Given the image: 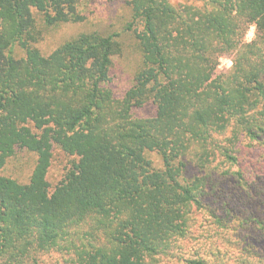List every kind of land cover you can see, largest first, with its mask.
<instances>
[{"label":"trees","instance_id":"1","mask_svg":"<svg viewBox=\"0 0 264 264\" xmlns=\"http://www.w3.org/2000/svg\"><path fill=\"white\" fill-rule=\"evenodd\" d=\"M194 1L0 0V264H264V0Z\"/></svg>","mask_w":264,"mask_h":264},{"label":"rangeland","instance_id":"2","mask_svg":"<svg viewBox=\"0 0 264 264\" xmlns=\"http://www.w3.org/2000/svg\"><path fill=\"white\" fill-rule=\"evenodd\" d=\"M123 0H84L87 8V13L94 17L96 22H103L105 28H110L109 26L115 27V29H120L121 25L119 24V18L122 16L124 9L122 7ZM172 4L178 6L179 4H188L193 5L197 8H202L203 4L200 2H196L194 0H170ZM66 33H65V32ZM68 31V32H67ZM70 30H54L48 31L43 39L37 44V47L41 50V52L45 55L49 54L53 49L59 46L70 34ZM255 28L250 26L245 34L244 41L246 43H251L254 39ZM16 49H14L15 51ZM20 53V51L18 50ZM232 66L231 58L229 56L222 57L219 60L218 72L223 73L228 71ZM111 77V87L115 94L119 97L122 93L130 86V79L127 76V73L123 71V69L117 65L115 69L112 71ZM148 114V111L145 110L142 112V115L145 116ZM231 131L228 130L222 136H214L215 143L219 146L228 147L229 145L225 142L226 138H230ZM243 145L247 144L248 141H242ZM253 153L256 155L263 154L260 150H253ZM262 154V155H261ZM262 159V158H260ZM64 159L62 157H55V161L50 169L49 173V181L52 185H55L60 178V175L63 170ZM233 171L237 170V167L234 166L232 168ZM28 172V165L26 162L18 163L16 168L12 169V174H15V177H20L23 179L25 173ZM59 260V261H57ZM44 264H64L62 263V259L58 254H54L51 258L45 260V256L43 257Z\"/></svg>","mask_w":264,"mask_h":264}]
</instances>
